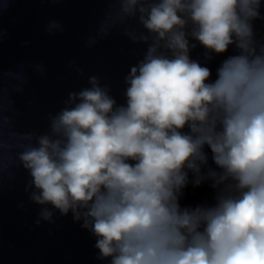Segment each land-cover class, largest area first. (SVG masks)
I'll return each instance as SVG.
<instances>
[{
    "label": "clouds",
    "instance_id": "1",
    "mask_svg": "<svg viewBox=\"0 0 264 264\" xmlns=\"http://www.w3.org/2000/svg\"><path fill=\"white\" fill-rule=\"evenodd\" d=\"M112 2L101 33L135 20L144 31L124 34L147 49L125 77L126 105L91 76L48 133L19 134L40 219L52 221L48 205L71 211L110 264H264V45L253 24L264 0ZM189 37L237 54L211 80ZM5 123L0 106V165ZM189 183H208L214 202L182 207Z\"/></svg>",
    "mask_w": 264,
    "mask_h": 264
},
{
    "label": "water",
    "instance_id": "2",
    "mask_svg": "<svg viewBox=\"0 0 264 264\" xmlns=\"http://www.w3.org/2000/svg\"><path fill=\"white\" fill-rule=\"evenodd\" d=\"M118 7L112 0H0V106L11 122L4 125L5 144L12 145L4 148L0 165V264H110L98 259L97 238L71 211L62 215L48 205L52 221L40 219L43 206L30 199L32 178L16 153L19 134L48 133L49 116L66 107L69 93L91 87V76L118 106L126 105L125 77L147 45L124 34L126 26L144 31L135 20L101 33V22ZM260 13L253 24L258 45H264V3ZM189 39L196 45L190 58L211 69V80L222 61L237 54L234 45L215 54ZM213 197L208 183H189L180 203L195 207L213 203Z\"/></svg>",
    "mask_w": 264,
    "mask_h": 264
}]
</instances>
